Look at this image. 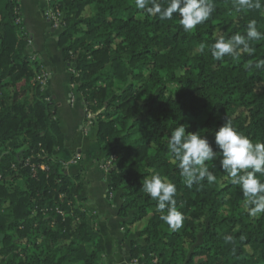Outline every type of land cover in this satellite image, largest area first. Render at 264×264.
Masks as SVG:
<instances>
[{"label":"trees","instance_id":"obj_1","mask_svg":"<svg viewBox=\"0 0 264 264\" xmlns=\"http://www.w3.org/2000/svg\"><path fill=\"white\" fill-rule=\"evenodd\" d=\"M21 4L0 0V264H107L105 235L82 195L83 174L70 173L61 156L66 137L58 103L41 83L49 71ZM50 5L60 12L57 28L46 16ZM215 6L186 33L176 14L161 21L135 0H44L85 115L97 113L92 126L104 160L113 157V167L102 171L109 195L120 193L117 217L128 230L142 225L143 242L130 248L139 264H264V214H247L219 159L209 162L215 183L189 188L167 148L170 131L183 124L217 150L214 132L225 120L254 143L264 141V68L248 67L264 59V40L238 60L215 61L209 47L199 49L217 36L244 33L250 20L264 32V6ZM152 172L177 187L175 207L184 217L177 231L140 189Z\"/></svg>","mask_w":264,"mask_h":264},{"label":"clouds","instance_id":"obj_2","mask_svg":"<svg viewBox=\"0 0 264 264\" xmlns=\"http://www.w3.org/2000/svg\"><path fill=\"white\" fill-rule=\"evenodd\" d=\"M233 5L236 11L264 6L261 0H233ZM135 7L161 21L171 20L176 14L179 25L186 33L204 24L216 11L215 0H166V3L161 0H135ZM260 40H264V32L258 30L256 20H250L244 33L217 36L210 45L201 43L199 49L203 52L206 46L209 47L215 61H223L225 57L238 60L244 53L253 54L252 42ZM248 67L264 68V59ZM214 136L217 150L204 135L186 132V126L179 124L168 135L170 159L189 188L205 180L208 184L215 183L217 177L210 170L209 162L219 159L220 168L242 193L247 214L254 219L259 218L264 214V179H261L264 177V141L254 143L227 120L215 130ZM140 189L156 201L157 209L162 213L160 219L172 231L183 226V214L175 207L177 187L173 182L152 172L144 176Z\"/></svg>","mask_w":264,"mask_h":264},{"label":"crops","instance_id":"obj_3","mask_svg":"<svg viewBox=\"0 0 264 264\" xmlns=\"http://www.w3.org/2000/svg\"><path fill=\"white\" fill-rule=\"evenodd\" d=\"M24 22L35 40L43 63L50 72L46 92L58 103V118L66 137V145L61 153L64 160L80 155L79 163L68 165L70 173L82 172L84 188L82 195L87 198L86 208L93 210L98 218L105 239L109 264H134L130 259V247L138 237L132 230L126 229L117 217L116 208L119 202L109 195V176L102 171L104 153L96 139L97 129L93 127L89 135H84L86 122L83 94L78 88L71 87V69L61 60V54L55 47L54 37L48 20L44 16V0H22Z\"/></svg>","mask_w":264,"mask_h":264},{"label":"rangeland","instance_id":"obj_4","mask_svg":"<svg viewBox=\"0 0 264 264\" xmlns=\"http://www.w3.org/2000/svg\"><path fill=\"white\" fill-rule=\"evenodd\" d=\"M49 2H50V0H49ZM50 7L52 8V6L50 5ZM70 69H71V72H74V70H73V68L72 67H70ZM45 80V79H44ZM46 83L47 84H45L44 85V87L46 88L47 86H48V81L46 80ZM43 84V83H42ZM71 87L73 88V89H76V88H78L77 87V85H76V83H71ZM84 103H85V99H84ZM87 111V110H86ZM93 115V118H91L92 119V124H89V118H88V115ZM96 112H93V111H88V112H86V116H87V119H86V122H85V124H84V128H83V133H84V135H89L90 133H91V130H92V128L94 127V126H92L93 125V120H94V118H95V116H96ZM80 155L81 154H76L73 158H71V159H69V160H65L66 161V165H67V167H68V165H70L71 163H79L80 162ZM102 167H104V168H109V170L113 167V157H111V158H109V159H107V160H104V162H103V164H102ZM116 194H118V199L120 200V198H119V194L120 193H116V192H112L111 194H110V196H111V198H115V196H116ZM88 209V208H87ZM89 210V209H88ZM90 211V210H89ZM91 213H93V214H95L96 216H97V214L93 211V210H91L90 211ZM97 222H98V226H99V228H100V225H99V218H98V216H97ZM141 224L139 225V223H137V224H135L132 228H131V230H132V234H134V235H136L137 237H138V239L139 240H142L139 236H138V231L140 230V228H141ZM101 229V228H100ZM101 231H102V229H101ZM103 232V231H102ZM135 240V239H134ZM105 241H106V239H105ZM131 248V247H130ZM106 250H107V247H106ZM107 260V258H106V256H105V261ZM132 261H133V263L134 264H139V262H138V260L137 259H132ZM155 261H156V259H155ZM106 263L107 264H109L107 261H106Z\"/></svg>","mask_w":264,"mask_h":264},{"label":"built area","instance_id":"obj_5","mask_svg":"<svg viewBox=\"0 0 264 264\" xmlns=\"http://www.w3.org/2000/svg\"><path fill=\"white\" fill-rule=\"evenodd\" d=\"M46 16L48 17V19H49V21L52 23V26L54 27V28H57V27H59L60 26V12H59V10H57V9H55V8H51V7H49L47 10H46ZM49 75H50V73L49 72H47V71H45V72H43V74L40 76V80H41V83H43V86L45 85V84H47L46 83V80L48 81V77H49ZM45 79V80H44ZM88 118H89V124H92V119L91 118H93V115H88ZM104 170H105V172H108L109 171V168L107 169V168H104V167H102Z\"/></svg>","mask_w":264,"mask_h":264},{"label":"water","instance_id":"obj_6","mask_svg":"<svg viewBox=\"0 0 264 264\" xmlns=\"http://www.w3.org/2000/svg\"><path fill=\"white\" fill-rule=\"evenodd\" d=\"M74 66H75V64H74Z\"/></svg>","mask_w":264,"mask_h":264}]
</instances>
